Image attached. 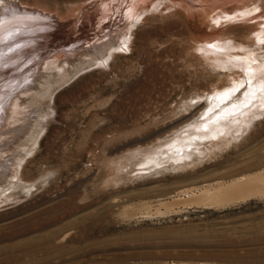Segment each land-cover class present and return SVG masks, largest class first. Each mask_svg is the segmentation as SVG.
<instances>
[{
  "label": "rangeland",
  "instance_id": "rangeland-1",
  "mask_svg": "<svg viewBox=\"0 0 264 264\" xmlns=\"http://www.w3.org/2000/svg\"><path fill=\"white\" fill-rule=\"evenodd\" d=\"M18 94L0 264H264V0H0Z\"/></svg>",
  "mask_w": 264,
  "mask_h": 264
},
{
  "label": "bare ground",
  "instance_id": "bare-ground-1",
  "mask_svg": "<svg viewBox=\"0 0 264 264\" xmlns=\"http://www.w3.org/2000/svg\"><path fill=\"white\" fill-rule=\"evenodd\" d=\"M10 7H11V5H10ZM12 9H14V8H12ZM1 10H3V9H1ZM14 11V10H13ZM13 11H11V10H8V11H2L3 12V22H5V24H7V25H9V23L10 22H12V21H15V23L14 24H16V21H19V20H25V17H23L20 13H18V12H13ZM16 11V10H15ZM29 17V16H28ZM31 17V16H30ZM42 25V24H41ZM45 26V25H44ZM17 27V26H16ZM21 27V26H20ZM18 28H19V26H18ZM23 28V27H22ZM4 29H6V28H4ZM3 29V30H4ZM20 29V28H19ZM18 29V30H19ZM17 30V31H18ZM21 30H23V29H21ZM25 30V29H24ZM26 33V32H25ZM17 38V37H16ZM4 41V40H3ZM17 41V40H16ZM20 42V41H19ZM17 45V44H16ZM9 50V49H8ZM15 53V52H14ZM23 53V52H22ZM11 56V55H10ZM16 62V61H15ZM8 64V63H7ZM60 65V64H59ZM61 67L60 68H65L66 69V66L65 65H60ZM57 68H58V66H57ZM252 71V70H251ZM44 78V76H42V75H39V76H37V74L34 76V77H32L31 79H32V85H30V86H24V87H21V91H20V95H25L27 92H29V91H31V90H35L36 88V86H37V84H40L41 83V81H42V79ZM17 81V80H16ZM28 83V82H27ZM9 84V83H8ZM16 84V83H15ZM21 84V83H20ZM7 86V85H6ZM5 86V87H6ZM4 87V88H5ZM12 90V89H11ZM28 90V91H27ZM2 92V91H1ZM3 93V92H2ZM1 93V94H2ZM11 94V93H10ZM19 94L18 95H15V96H6V97H2L0 100H1V102H2V100L4 99V101H6L7 103H9V106H8V109H13V110H16L18 107H20V106H22L23 105V103H21L20 101V96H19ZM12 95V94H11ZM23 102V101H22ZM217 102V101H216ZM12 112V111H11ZM224 116V115H223ZM222 125V124H221ZM220 126V125H219ZM18 144V142H15V146ZM20 145V144H19ZM18 145V149H19V147L22 145H20L19 146ZM6 146H8V145H6ZM15 146L13 147V149H8V151L6 152L7 153V160L5 161V162H2V164H0V190H5L6 188H9L10 186H12L13 185V181H14V179H15V172H14V170L11 168L12 166V157H10V155H16L15 157H18L17 156V151H16V148H15ZM184 156V155H183ZM182 158V157H181ZM185 158V157H184ZM244 180H241L240 182H243ZM238 184H240V183H238ZM202 193V192H201ZM202 195V194H201ZM212 197V194H210V193H208V192H206L205 194H203V197L201 198H199V199H204V201L205 200H207V199H209V198H211ZM198 199V198H197ZM198 199V200H199ZM217 201V200H216ZM220 201H221V199H219V203H220ZM222 202V201H221ZM224 202V201H223ZM222 202V203H223ZM222 203H220V204H222ZM217 204H218V202H217ZM219 205V204H218Z\"/></svg>",
  "mask_w": 264,
  "mask_h": 264
}]
</instances>
